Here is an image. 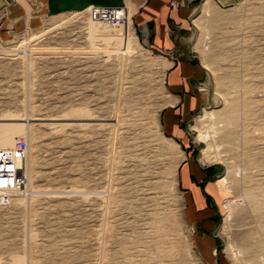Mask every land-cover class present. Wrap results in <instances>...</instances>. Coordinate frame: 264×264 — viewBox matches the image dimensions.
<instances>
[{"label":"rangeland","instance_id":"374dc122","mask_svg":"<svg viewBox=\"0 0 264 264\" xmlns=\"http://www.w3.org/2000/svg\"><path fill=\"white\" fill-rule=\"evenodd\" d=\"M192 21L206 102L177 137L130 27L63 13L0 43V147L28 145L0 264H264V0ZM188 162L210 202L183 184Z\"/></svg>","mask_w":264,"mask_h":264},{"label":"crops","instance_id":"0c3cea01","mask_svg":"<svg viewBox=\"0 0 264 264\" xmlns=\"http://www.w3.org/2000/svg\"><path fill=\"white\" fill-rule=\"evenodd\" d=\"M170 1L0 0V43H8L40 28L47 17L83 12L91 6L124 7L130 16V28L135 39L154 53L160 62L164 90L160 125L163 131L177 137L184 131L183 123L206 102L202 92L206 70L197 60L192 41L193 14L204 2L220 8L233 5L238 0H181L177 8H172ZM195 166L190 162L182 166L186 167L182 182L194 190L201 202L207 203L205 195L212 198L206 186L209 180L203 184L201 180L193 181L190 167ZM207 171L202 170L204 176H207ZM215 216V212L203 215L204 220L199 219L200 228L214 224Z\"/></svg>","mask_w":264,"mask_h":264},{"label":"built area","instance_id":"2783aa9c","mask_svg":"<svg viewBox=\"0 0 264 264\" xmlns=\"http://www.w3.org/2000/svg\"><path fill=\"white\" fill-rule=\"evenodd\" d=\"M180 2L171 0L170 6L177 8ZM86 13L96 23L111 29H126V33L130 27V16L124 7L91 6ZM27 150L26 141L20 137L15 138L10 147H0V206L9 205L25 185L23 166Z\"/></svg>","mask_w":264,"mask_h":264},{"label":"trees","instance_id":"16d2710c","mask_svg":"<svg viewBox=\"0 0 264 264\" xmlns=\"http://www.w3.org/2000/svg\"><path fill=\"white\" fill-rule=\"evenodd\" d=\"M207 202H210V197L206 194L205 195Z\"/></svg>","mask_w":264,"mask_h":264}]
</instances>
